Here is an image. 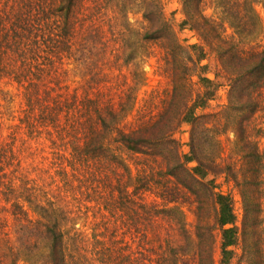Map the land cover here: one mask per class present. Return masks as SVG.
Returning a JSON list of instances; mask_svg holds the SVG:
<instances>
[{
  "label": "trees",
  "instance_id": "obj_1",
  "mask_svg": "<svg viewBox=\"0 0 264 264\" xmlns=\"http://www.w3.org/2000/svg\"><path fill=\"white\" fill-rule=\"evenodd\" d=\"M82 4L0 0V107L10 106L16 90L20 108L15 127L21 143L15 150L13 142L0 139V202L8 205L6 213L20 234L45 239V264H82L77 259L86 251L99 255L101 264H187L183 220L174 207L148 197L170 203L180 188L192 193L194 183L214 188V179L206 178L208 170L195 155L192 135L189 151L183 152L176 139L148 130L157 120L124 128V103L115 101L106 85L111 73L105 66L110 61L108 42L101 41L102 32ZM191 46L199 49L197 61L205 57L197 44ZM199 66L207 69V64ZM240 79L247 91L264 86V48L254 53ZM198 80L203 89L182 116L191 124L201 115L196 110L205 108L219 87L207 75L200 74ZM237 80L233 77L230 83ZM169 142L174 144V163H166L164 170L145 163L144 158L161 156L163 144ZM244 145L248 162L264 173V155L256 143L246 137ZM40 146L47 165L37 159L35 149ZM123 154L140 157L125 163ZM192 161L196 163L187 165ZM213 198L220 229L217 264H230L237 241L232 197L217 190ZM246 198L242 195L244 211ZM117 227L137 244L141 259L135 250L124 259L117 246L124 233ZM196 238L201 241L199 233ZM196 264H203L199 246Z\"/></svg>",
  "mask_w": 264,
  "mask_h": 264
},
{
  "label": "rangeland",
  "instance_id": "obj_2",
  "mask_svg": "<svg viewBox=\"0 0 264 264\" xmlns=\"http://www.w3.org/2000/svg\"><path fill=\"white\" fill-rule=\"evenodd\" d=\"M82 5L102 32L98 34L101 41L108 42L110 61L105 66L111 73L106 85L115 101L124 103V128L136 129L157 120L148 130L176 139L183 152L189 151L192 135L195 155L208 170L206 178L214 179V188L201 183H194L195 193L180 188L170 203L148 197L178 211L188 235L183 248L187 264H196L198 246L203 264L218 262L220 229L213 198L217 190L231 195L236 215L237 241L230 264H264V173L248 162L245 154L249 150L244 145L249 137L264 155V86L247 91L240 79L252 65L254 53L264 48V0H83ZM183 19L186 23L180 24ZM148 33H155L154 37H146ZM192 44L205 53L200 61L196 59L199 49ZM201 64H207V69H200ZM200 74L213 78L219 87L214 99L196 110L201 115L191 124L182 121V116L203 89ZM233 77L238 80L231 84ZM12 94L10 106L0 107V139L13 142L16 150L21 146L15 127L20 97L14 89ZM40 148L35 149L36 156L40 155L37 159L47 165L48 158H41L45 152H38L44 148ZM161 150V156L144 158L154 170H164L166 163L176 161L173 143H164ZM122 156L125 163L140 157ZM242 195L247 197V211ZM7 207L0 202V263L45 264V239L20 234ZM114 221L123 222L118 217ZM116 231L124 233L117 244L124 259L133 250L139 251L124 230L117 227ZM196 233L201 235L199 242ZM96 257L86 251L77 262L101 264Z\"/></svg>",
  "mask_w": 264,
  "mask_h": 264
}]
</instances>
